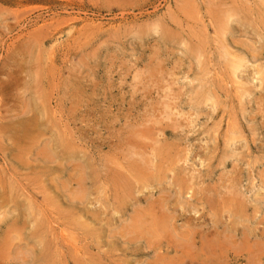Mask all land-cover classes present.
Returning a JSON list of instances; mask_svg holds the SVG:
<instances>
[{"label":"rangeland","instance_id":"obj_1","mask_svg":"<svg viewBox=\"0 0 264 264\" xmlns=\"http://www.w3.org/2000/svg\"><path fill=\"white\" fill-rule=\"evenodd\" d=\"M263 66L264 0H0V264H264Z\"/></svg>","mask_w":264,"mask_h":264},{"label":"bare ground","instance_id":"obj_2","mask_svg":"<svg viewBox=\"0 0 264 264\" xmlns=\"http://www.w3.org/2000/svg\"><path fill=\"white\" fill-rule=\"evenodd\" d=\"M247 1H248V0H247ZM254 6H255V5H254ZM224 14H225V13H224ZM226 16H227V15H226ZM239 17H240V13H239ZM234 18H235V17H234ZM224 22L226 23V21H224ZM222 25H223V24H222ZM224 26H225V24H224ZM224 26H223V27H224ZM221 27H222V26H221ZM226 28H227V27H226ZM241 28H242V27H241ZM230 29H231V28H230ZM217 31H218V30H217ZM55 34H56V33H55ZM215 35H216V34H215ZM241 35H242V34H241ZM53 36H54V35H53ZM47 38H48V37H47ZM51 38H52V37H51ZM48 39H49V38H48ZM52 39H53V38H52ZM54 39H55V38H54ZM224 44H225V43H224ZM59 45H60V44H59ZM221 45H222V44H221ZM221 45H220V46H221ZM223 46H224V45H223ZM225 47H226V46H225ZM242 47H243V46H242ZM50 48H52V47H50ZM53 48H54V47H53ZM202 48H203V47H202ZM226 48H227V47H226ZM200 49H201V48H200ZM227 49H229V48H227ZM196 50H197V47H196ZM229 51H231V50H229ZM251 52H252V51H251ZM48 53H49V52H48ZM231 53H232V52H231ZM248 53H249V52H248ZM196 54L198 55L199 53H196ZM233 54H234V53H233ZM42 55H43V54H42ZM46 55H47V54H46ZM242 55H243V54H242ZM256 55H257V54H256ZM198 56H199V55H198ZM210 56H211V55H210ZM223 56H224V55H223ZM233 56H234V55H233ZM239 56H240V55H239ZM257 56H258V55H257ZM261 56H262V55H261ZM255 57H256V56H255ZM47 58H48V57H47ZM223 58H224V57H223ZM225 58H226V57H225ZM245 58H246V57H245ZM253 59L255 60L256 58L253 57ZM41 61H42V60H41ZM243 61H245V60H243ZM227 62L229 63V61H227ZM239 62H242V61H239ZM232 63H233V62H232ZM242 63H243V62H242ZM242 63H241V64H242ZM248 64H249V63H248ZM234 65H235V64H234ZM244 65H246V64H244ZM260 65H261V64H260ZM260 65H259V66H260ZM231 66H232V64H231ZM241 67H242V66H241ZM246 67H247V65H246ZM263 67H264V66H263ZM263 67H262V68H263ZM18 68H19V67H18ZM230 68H231V67H230ZM237 68H238V67H237ZM242 68H243V67H242ZM43 69H44V68H43ZM260 69H261V68H260ZM261 70H262V69H261ZM234 71H235V70H234ZM236 71H238V70H236ZM235 74H236V73H235ZM235 74H234V75H235ZM236 75H237V74H236ZM256 75H257V74H256ZM12 76H13V75H12ZM22 76H23V75H22ZM35 76H36V75H34V78H35ZM15 77H16V76H15ZM19 77H21V76H19ZM13 78H14V77H13ZM13 78H12V79H13ZM37 78H38V77H37ZM41 78H42V77H41ZM176 78H177V77H176ZM261 78H262V77H261ZM35 79H36V78H35ZM35 79H34V80H35ZM43 79H45V78L43 77ZM35 81H37V79H36ZM38 81H39V80H38ZM43 81H46V80H43ZM49 82H50V81H49ZM11 83H12V82H11ZM36 83H37V82H36ZM38 83H40V82H38ZM46 83H47V82H46ZM19 84H20V83H19ZM43 84H45V83L43 82ZM31 85H32V84H31ZM45 85H46V84H45ZM5 86H6V85H5ZM202 86H203V85H202ZM1 88H2V87H1ZM3 88H5V87H3ZM7 88H8V87H7ZM2 92H3V91H2ZM2 92H1V93H2ZM45 94H46V93H45ZM201 95H202V94H201ZM205 95L207 96V94H205ZM210 95H212V94L209 93V97H210ZM216 96H217V95H216ZM196 97H197V96H196ZM204 97H205V96H204ZM204 97H203V98H204ZM198 98H199V97H198ZM165 99H166V98H165ZM210 99H211V98H210ZM212 99H214V98H212ZM164 101H165V100H164ZM181 101H182V100H181ZM209 101H210V103H212L211 100H209ZM207 102H208V101H207ZM213 102H214V100H213ZM196 103H202V102L200 101V102H196ZM204 103H205V101H204ZM214 103H215V102H214ZM49 104H50V103H49ZM164 104H166V102H164ZM168 104H170V103H168ZM171 104L173 105V101H172ZM171 104H170V105H171ZM176 104H177V103H176ZM192 104H193V103H192ZM207 104H208V103H207ZM39 105H43V104H39ZM162 105H163V104H162ZM174 105H175V104H174ZM195 105H196V104H195ZM199 105H200V104H199ZM219 105H220V104H218V107H219ZM37 106H38V105H37ZM166 106H167V105H166ZM168 106H169V105H168ZM172 107H173V106H172ZM174 107H175V106H174ZM176 107H177V105H176ZM194 107H195V106H194ZM197 107H198V106L196 105V108H197ZM201 107H202V105H201ZM201 107H200V109H201ZM165 108H166V107H164V109H165ZM196 108L194 109L195 111H196ZM198 108H199V107H198ZM40 110H41V109H40ZM43 110H44V109H43ZM166 110H168V109H165V114L167 113L166 115L168 116L169 113L166 112ZM173 111H176V108H175ZM177 111H178V110H177ZM24 112H26V111H24ZM28 112H29V110H28ZM40 112H41V111H40ZM55 112H56V111H55ZM170 112H171V110H170ZM155 113H156V112H155ZM155 113H154V114H155ZM160 113H161V112H160ZM179 113H180V112H179ZM179 113H178V114H179ZM30 114H31V113H30ZM54 114H55V113H54ZM59 114H61V113H59ZM165 114H164V115H165ZM173 114H174V112H173ZM56 115H57V114H56ZM146 115H148V114H146ZM150 115H152V114H150ZM169 115H171V114H169ZM181 115H182V114H181ZM192 115H193V114H192ZM17 116H18V115H17ZM24 116H25V115H24ZM27 116H28V115H27ZM35 116H36V115H35ZM172 116H174V115H172ZM36 117H37V116H36ZM156 117H157V116H156ZM11 118H12V117H11ZM136 118H137V117H136ZM171 118H172V117H171ZM171 118H170V119L168 118L169 121L171 120ZM179 118L183 119L182 116L180 117V114H179ZM184 118H185V117H184ZM191 118H192V117H191ZM15 119H16V118H15ZM20 119H21V118H20ZM31 119H33V118H31ZM62 119H63V118H62ZM144 119H145V117H144ZM144 119H143V120H144ZM150 119H152V117H151ZM150 119H149V121H151ZM153 119H154V118H153ZM173 119H174V118H173ZM187 119H188V118H187ZM189 119H190V118H189ZM10 120H11V119H10ZM18 120H19V118H18ZM33 120H34V119H33ZM42 120H43V119H42ZM56 120H57V118H56ZM64 120L66 121L67 119H64ZM71 120H72V119H71ZM136 120H137V119H136ZM72 121H73V120H72ZM139 121H140V119H139ZM161 121H162V120H161ZM163 121H164V120H163ZM171 121H172V120H171ZM174 121H175V122H173V123L176 124L177 122H176L175 119H174ZM183 121H184V120H183ZM21 122H22V121H21ZM29 122H30V121H29ZM32 122H33V121H32ZM42 122H43V121H42ZM44 122H45V121H44ZM60 122H61V121H60ZM70 122H71V121H70ZM179 122H180V121H179ZM192 122H193V120H192ZM2 123H3V122H2ZM2 123H1V125H3ZM9 123H10V122H9ZM11 123H12V122H11ZM15 123H16V122H15ZM38 123H39V122H38ZM67 123H68V122H67ZM73 123H74V122H73ZM139 123H140V122H139ZM48 124H49V123H48ZM61 124H62V123H61ZM151 124H152V122L150 123V125H151ZM8 125H9V124H8ZM19 125H20V122H19ZM29 125H30V124H29ZM52 125H53V124H52ZM68 125H69V124H68ZM127 125H128V124H127ZM129 125H130V124H129ZM136 125H137V124H136ZM146 125H147V124H146ZM152 125H153V124H152ZM157 125H158V124H157ZM6 126H7V125H6ZM21 126H23V125H21ZM32 126H33V125H32ZM38 126H39V125H38ZM71 126H72V125H71ZM143 126H144V125H143ZM17 127H18V126H17ZM36 127H37V126H36ZM52 127H53V126H52ZM131 127H132V126H131ZM178 127H179V129L181 128L180 126H178ZM182 127H183V125H182ZM4 128H5V127H4ZM25 128H26V127H25ZM28 128H29V127H28ZM28 128H27V129H28ZM30 128H32V127H30ZM34 128H35V127H34ZM71 128H72V127H71ZM159 128H160V127H159ZM164 128H166V127L164 126ZM164 128H161V129L163 130ZM184 128H185V126H184ZM184 128H183V129H184ZM187 128H188V127H187ZM12 129H14V128H12ZM41 129H42V128H41ZM129 129H131V128H129ZM129 129H128V130H129ZM156 129H158V128L156 127ZM168 129H169V128H168ZM168 129H167V130H168ZM5 130H6V129H5ZM28 130H29V129H28ZM38 130H39V128H38ZM74 130H75V129H74ZM74 130H73V131H74ZM135 130H136V129H135ZM176 130H177V129H176ZM17 131H18V130H17ZM25 131H26V130H25ZM25 131H24V132H25ZM29 131H30V130H29ZM51 131L53 132L52 129H50V133H52ZM136 131H137V130H136ZM157 131L159 132V129H158ZM184 131H185V130H184ZM7 132H8V131H7ZM30 132H31V131H30ZM64 132H65V131H64ZM120 132H121V131H120ZM178 132H179V131H178ZM178 132H177V133H178ZM181 132H182V131H180L179 134H180ZM3 133H4V131L2 132V134H3ZM59 133H60V132H59ZM66 133H67V132H66ZM72 133H73V132H72ZM122 133H123V132H122ZM129 133H131V132H129ZM145 133H146V132H145ZM156 133H157V132H156ZM162 133H163V132H162ZM162 133H161V134H162ZM172 133H173V132H172ZM2 134H1V135H2ZM4 134H5V133H4ZM4 134H3V135H4ZM25 134H26V132H25ZM64 134H65V133H64ZM76 134H77V133H76ZM143 134H144V133H143ZM163 134H164V133H163ZM184 134H185V133H184ZM36 135H37V134H36ZM43 135H44V134H43ZM53 135H54V134H53ZM53 135H52V136H53ZM60 135H61V137H63L62 134H60ZM67 135H68V134H67ZM141 135H142V133H141ZM147 135H148V134H147ZM147 135H146V136H147ZM165 135H166V134H165ZM27 136H28V135H27ZM41 136H42V135H41ZM52 136H51V138H52ZM10 137H11V136H10ZM18 137H20V136H18ZM54 137H55V136H53V138H54ZM67 137H68V136H67ZM121 137H122V136H121ZM162 137H163V136H162ZM166 137H167V136H166ZM166 137H165V138H166ZM168 137H169V136H168ZM247 137L249 138V136H247ZM15 138H16V137H15ZM28 138H29V137H28ZM28 138H27V139H28ZM30 138H31V137H30ZM40 138H41V137H40ZM59 138H60V137H59ZM122 138H123V137H122ZM125 138H126V137H125ZM135 138H136V137H135ZM139 138H140V137H139ZM151 138H152V137H151ZM174 138H175V137H174ZM16 139H17V138H16ZM23 139H24V138H23ZM25 139H26V138H25ZM43 139H44V138H43ZM55 139H56V138H54V140H55ZM65 139H66V138H65ZM147 139H148V138H147ZM182 139H183V138H182ZM184 139H185V138H184ZM33 140H34V139H33ZM50 140H51V139L49 138L48 142H49ZM54 140H53V141H54ZM62 140H63V139L60 140L61 143H62ZM124 140H125V139H124ZM124 140H123V141H124ZM135 140H136V139H135ZM148 140H149V139H148ZM152 140H154V139H152ZM164 140H165V139H164ZM188 140H189V139H188ZM233 140H234V139H233ZM242 140H243V139H242ZM0 141H1V140H0ZM15 141H16V140H15ZM23 141L26 142L27 140H26V141L23 140ZM40 141H41V140H40ZM42 141H43V140H42ZM57 141L59 142V140H57ZM125 141H126V140H125ZM125 141H124V142H125ZM136 141H137V140H136ZM138 141H139V140H138ZM142 141H143V140H142ZM166 141H168V140L166 139ZM170 141H171V139H170ZM179 141H180V140H179ZM181 141H182V140H181ZM247 141H248V140H247ZM10 142H11V141H10ZM31 142H32V141H31ZM34 142H35V141H34ZM37 142H39V141H37ZM55 142H56V141H54V143H55ZM117 142H118V141H117ZM126 142H127V141H126ZM140 142H141V141H140ZM154 142H155V141H154ZM168 142H169V141H168ZM175 142H176V141H175ZM236 142H237V141H236ZM1 143H2V141H1ZM8 143H9V142H7V144H8ZM49 143H50V142H49ZM54 143H53V144H54ZM56 143H57V142H56ZM65 143H66V142H65ZM127 143H128V142H127ZM130 143H131V142H130ZM135 143H136V142H135ZM137 143H138V142H137ZM145 143H146V142H145ZM148 143H150V142H148ZM152 143H153V142H151V144H152ZM159 143H160V142H159ZM159 143H158V144H159ZM47 144H48V143H47ZM53 144H52V146H53ZM132 144H133V143H132ZM139 144H140V143H139ZM141 144H144V143H141ZM146 144H147V143H146ZM156 144H157V143H156ZM22 145H24V144H22ZM33 145H34V144H33ZM59 145H60V144H59ZM62 145L64 146V144H62ZM115 145H116V144H115ZM159 145L161 146V144H159ZM44 146H46V145H44ZM56 146H57V145H56ZM116 146H117V145H116ZM131 146H132V145H131ZM134 146H135V145H134ZM140 146H141V145H140ZM163 146H164V145H163ZM227 146H228V145H227ZM34 147H35V146H34ZM48 147H49V146H48ZM50 147H51V145H50ZM57 147H58V146H57ZM57 147H56V148H57ZM65 147H67V145H65ZM76 147H78V146H76ZM117 147H118V146H117ZM123 147H124V146H123ZM136 147H137V146H136ZM141 147H142V146H141ZM165 147H166V146H165ZM168 147H169V146H167V148H168ZM228 147H229V146H228ZM230 147H231V145H230ZM8 148H9V147H8ZM16 148H17V147H16ZM28 148H29V146H28ZM45 148H46V147H45ZM52 148H54V147H52ZM118 148H119V147H118ZM118 148H117V149H118ZM127 148H128V147H127ZM132 148H133V147H132ZM144 148H145V147H144ZM147 148H148V147H147ZM147 148H146V149H147ZM163 148H164V147H163ZM170 148H171V147H169V149H170ZM60 149H61V148H60ZM66 149H68V148H66ZM79 149H81V148L79 147ZM122 149H123V148H122ZM149 149H151V146H150ZM172 149H173V148H172ZM228 149H229V148H228ZM10 150H11V149H10ZM31 150H33V149H31ZM53 150H54V149H53ZM55 150H56V149H55ZM112 150H115V149H112ZM132 150H133V149H132ZM139 150H140V149H139ZM142 150H143V149H142ZM142 150H141V151H142ZM147 150H148V149H147ZM42 151H43V150H42ZM57 151H58V150H57ZM61 151H62V149H61ZM65 151H66V150H65ZM68 151H69V150H68ZM116 151H118V150H116ZM141 151H140V153H141ZM162 151H163V150H162ZM225 151H226V150H225ZM18 152H19V151H18ZM118 152H120V151H118ZM143 152H145V149L143 150ZM20 153H22V151H21ZM30 153H31V152H30ZM132 153H133V152H132ZM137 153H138V152H137ZM149 153H150V152H149ZM157 153H158V152H157ZM35 154H36V153H35ZM54 154H55V151H54ZM144 154H145V153H144ZM153 154H155V152H154ZM222 154H223V153H222ZM231 154H232V153H231ZM12 155H13V154H12ZM18 155H19V154H18ZM23 155H24V154H23ZM56 155H57V154H56ZM56 155H54V156H56ZM97 155H98V154H97ZM150 155H151V153H150ZM162 155H164V154H162ZM165 155H166V154H165ZM16 156H17V155H16ZM35 156H36V155H35ZM37 156H38V155H37ZM123 156H124V154H123ZM127 156H128V155H127ZM129 156H130V155H129ZM145 156H147V155H145ZM148 156H149V155H148ZM148 156H147V157H148ZM152 156H153V155H152ZM156 156H157V155H156ZM156 156H155V157H156ZM170 156L174 159V157H173L172 155H170ZM174 156H175V155H174ZM176 156H179V154L176 155ZM230 156H231V155H230ZM6 157H7V156H6ZM10 157H11V156H10ZM61 157H62V156H61ZM108 157H109V156H108ZM135 157H136V156H135ZM135 157H132L133 160L135 159ZM164 157H165V156H164ZM226 157H227V156H226ZM33 158H34V157H33ZM46 158H48V157H46ZM138 158H139V156H138ZM151 158H152V157H151ZM165 158H166V157H165ZM228 158H229V157H228ZM228 158H227V159H228ZM14 159H15V158H14ZM34 159H35V158H34ZM36 159H37V158H36ZM40 159H41V158H40ZM40 159H39V160H40ZM102 159H103V158H102ZM110 159H111V158L109 157V160H110ZM129 159H130V158H129ZM147 159H148V158H147ZM152 159H153V158H152ZM166 159H168V158H166ZM173 159H172V160H173ZM220 159H221V158H220ZM233 159H234V158H233ZM15 160H16V159H15ZM47 160L49 161V159H47ZM51 160H54V159L52 158ZM69 160H70V159H69ZM139 160H140V158H139ZM159 160H160V158H159ZM168 160H171V158L168 159ZM238 160H239V159H238ZM245 160H246V159H245ZM27 161H28V160H27ZM43 161H44V160H43ZM70 161H71V160H70ZM70 161H69V162H70ZM104 161H105V159H104ZM134 161H136V160H134ZM147 161H148V160H147ZM174 161H175V159H174ZM177 161H180V160L177 159ZM246 161H247V160H246ZM11 162H12V161H11ZM29 162H30V161H29ZM50 162H51V161H50ZM60 162H61V161H60ZM60 162H59V163H60ZM71 162H72V161H71ZM71 162H70V163H71ZM73 162H74V161H73ZM97 162H98V161H97ZM142 162H143V161H142ZM144 162H145V161H144ZM151 162H152V160H151ZM160 162H161V160H160ZM167 162H168V161H167ZM169 162H170V161H169ZM61 163H62V162H61ZM61 163H60V164H61ZM105 163H106V161H105ZM113 163H115V162H113ZM147 163H148V162H147ZM172 163H173V162H172ZM220 163H221V162H220ZM224 163H225V162H224ZM238 163H239V162H238ZM44 164H46V163H44ZM51 164H52V163H51ZM67 164H68V163H67ZM67 164H66V165H67ZM73 164H74V163H73ZM99 164H100V163H99ZM102 164H103V163H102ZM102 164H101V165H102ZM108 164H110V163H108ZM111 164H112V163H111ZM115 164H116V163H115ZM150 164H152V163H150ZM163 164H165V163H163ZM167 164H168V163H167ZM167 164H166V166H167ZM169 164L171 165V162H170ZM169 164H168V165H169ZM176 164H178V163L176 162ZM55 165H56V164H55ZM70 165H71V164H70ZM104 165H106V164H104ZM104 165H103V168H104ZM125 165H126V164H125ZM135 165H136V164H135ZM142 165H143V164H142ZM152 165H153V164H152ZM184 165H185V164H184ZM184 165H182V167H183ZM225 165H226V164H224V166H225ZM235 165H236V164H235ZM63 166H64V165H63ZM96 166H97V165H96ZM106 166L109 167L108 165H106ZM144 166H145V165H144ZM144 166H142V167H144ZM146 166H147V165H146ZM156 166L159 167L158 165H156ZM218 166H219V165H218ZM220 166H221V165H220ZM220 166H219V167H220ZM35 167H36V166H35ZM35 167H34V168H35ZM41 167H42V166H41ZM41 167H40V168H41ZM77 167H78V166H77ZM80 167H81V166H80ZM100 167H101V166H100ZM131 167H132V165H131ZM136 167H137V165H136ZM149 167H150V165H149ZM151 167H152V166H151ZM169 167H170V166H169ZM213 167H214V165H213ZM213 167H212V168H213ZM225 167H227V165H226ZM225 167H224V168H225ZM30 168H31V167H30ZM40 168H39V169H40ZM63 168H64V167H63ZM103 168H102V169H103ZM147 168H148V167H147ZM154 168H155V167H154ZM154 168L152 167L151 169L155 170ZM160 168H161V167H160ZM160 168H159V169H160ZM175 168L179 169L180 166L178 167V165H177V167H174V169H175ZM32 169H33V168H32ZM32 169H31V170H32ZM36 169H37V168H36ZM44 169H45V168H44ZM67 169H68V168H67ZM79 169H80V168H79ZM108 169H109V168H108ZM128 169H129V168H128ZM128 169H127V171H128ZM143 169H145V168H143ZM143 169H141V168H139V167H138V168H134V169H133L134 171L131 170V169H129L128 172H129V174H130V175H129L130 178L127 177V180H124V179H123V180H119L120 182H119L118 184H120V186H121V189H120V190L122 191V196H123V198H125L126 196H131V197H132V194H134L135 189L137 190L136 186H137L139 183H140V184H143V183L145 182L146 179H145L143 176L146 174L147 169H145V170H143ZM159 169H156V170H159ZM163 169H164V168H163ZM167 169H168V168H167ZM172 169H173V168H172ZM172 169H171V172H172ZM174 169H173V172H174ZM183 169H184V167H183ZM214 169H215V168H213V170H214ZM27 170H28V169H27ZM64 170H66V169H64ZM99 170H100V169H99ZM110 170H111V169H110ZM130 170H131V171H130ZM148 170H149V169H148ZM165 170H166V169H165ZM165 170H164V171H165ZM186 170H188V169H186ZM186 170H184V171H186ZM28 171H29V170H28ZM43 171H44V170H43ZM47 171H48V170H47ZM67 171H68V170H67ZM169 171H170V170H169ZM180 171H181V170H180ZM184 171H183V172H184ZM215 171H216V170H215ZM231 171L233 172L234 170H231ZM231 171H229V172H231ZM9 172H10V171H9ZM104 172H105V171H104ZM106 172H107V171H106ZM108 172H110V171H108ZM121 172H124V171L122 170ZM149 172H150V171H149ZM149 172H147V173H149ZM166 172H167V171H166ZM178 172H179V171L177 170V176H179V175H178ZM188 172H189V170H188ZM237 172H238V171H237ZM240 172H241V171H240ZM78 173H79V172H78ZM80 173H81V172H80ZM80 173H79V174H80ZM85 173H86V172H85ZM119 173H120V172H119ZM125 173H126V172H125ZM151 173H152V172H151ZM157 173H158V172H157ZM161 173H162V172H160L159 175H160ZM164 173H165V172H164ZM169 173H170V172H169ZM175 173H176V172H175ZM179 173H180V172H179ZM190 173H191V172H190ZM190 173H189V174H190ZM107 174H109V173H107ZM121 174H122V173H121ZM149 174H150V173H149ZM191 174H193V173H191ZM209 174H210V173H209ZM0 175H1V173H0ZM2 175H3V174H2ZM6 175H8V174H6ZM114 175H115V174H114ZM118 175H120V174H118ZM122 175H123V174H122ZM122 175H121V176H122ZM150 175H152V174H150ZM156 175H157V174H156ZM162 175H163V174H162ZM162 175H161V176H162ZM181 175L183 176V174H181ZM187 175H188V174H187ZM232 175H234V173H233ZM243 175H244V174H243ZM24 176H25V178H26V175H24ZM35 176H36V175H35ZM47 176H48V175H47ZM80 176H81V174H80ZM99 176H100V174H99ZM124 176H125V174L123 175V177H124ZM126 176H127V175H126ZM145 176H146V175H145ZM154 176H155V175H154ZM164 176H165V175H164ZM166 176H168V175L166 174ZM184 176H185V175H184ZM184 176H183V178H184ZM189 176H190V175H189ZM189 176H188V177H189ZM194 176H195V175H194ZM210 176H211V174H210ZM238 176H240V175H238ZM238 176H237V177H238ZM2 177H3V176H2ZM10 177H12V176H10ZM48 177H49V176H48ZM86 177H87V175L85 176V178H86ZM102 177H103V176H102ZM113 177H114V176H113ZM117 177H118V176H117ZM162 177H163V176H162ZM174 177H175V176H174ZM174 177H173V178H174ZM179 177H181V176H179ZM188 177L186 176V179H187ZM224 177H225V176H224ZM234 177H235V176H234ZM258 177H259V176H258ZM3 178H4V177H3ZM3 178H2V179H3ZM25 178H24V179H25ZM27 178H30L29 175L27 176ZM71 178H72V177H71ZM82 178H83V177H82ZM87 178H88V177H87ZM93 178H95V177H93ZM106 178H107V177H106ZM119 178H120V177H119ZM124 178H125V177H124ZM128 178H129V179H128ZM149 178H150V177H149ZM157 178H159V177H157ZM231 178H232V177H231ZM263 178H264V177H263ZM7 179H8V177H7ZM15 179H16V178H15ZM15 179H14L13 181H16ZM34 179H36V178L34 177ZM89 179H92V178H89ZM97 179H99V178H97ZM112 179H113V178H112ZM114 179H115V178H114ZM120 179H121V178H120ZM144 179H145V180H144ZM179 179H180V178H179ZM18 180H19V178H18ZM26 180H27V179H26ZM72 180H73V183H74V179H72ZM92 180H93V179H92ZM95 180H96V179H95ZM116 180H117V179H116ZM148 180H149V179H148ZM152 180H153V179H152ZM188 180L192 181L191 179H188ZM193 180H194V179H193ZM237 180H238V179H237ZM249 180H250V179H249ZM3 181H4V180H3ZM9 181H10V180H9ZM20 181H21V179H20ZM39 181H40V180H39ZM39 181H38V182H39ZM101 181H102V180H101ZM159 181H161V180H159ZM172 181H173V180H172ZM190 181H189V182H190ZM1 182H2V181H1ZM6 182H7V181H6ZM17 182H18V181H17ZM21 182H22V181H21ZM42 182H43V180H42ZM78 182H79V181H78ZM87 182H89V181H87ZM99 182H100V181H99ZM109 182H110V181H109ZM146 182H147V181H146ZM146 182H145V183H146ZM149 182H150V181H148V183H149ZM154 182H156V181L154 180ZM194 182H195V181H194ZM228 182H229V181H228ZM231 182H232V181H231ZM241 182H244V181L242 180ZM241 182H240V187H241ZM2 183H3V182H2ZM7 183H8V182H7ZM10 183H11V181H10ZM50 183H51V182H50ZM52 183H53V182H52ZM52 183H51V184H52ZM63 183H64V182H63ZM89 183H90V182H89ZM148 183H147V184H148ZM174 183H175V182H174ZM222 183H223V182H222ZM238 183H239V182H238ZM15 184H17V183L15 182ZM20 184H21V183H20ZM22 184H23V182H22ZM22 184H21V186H22ZM41 184H44V182L41 183ZM93 184H95V183L93 182ZM101 184H103V183H101ZM114 184H115V183H114ZM149 184L151 185V183H149ZM149 184H148V185H149ZM152 184H153V183H152ZM156 184H157V183H156ZM176 184H177V183H176ZM180 184H181V183H180ZM180 184H179V185H180ZM188 184H189V183H188ZM190 184H191V183H190ZM193 184H194V183H193ZM193 184H191V185H193ZM224 184H225V182H224ZM224 184H223V185H224ZM247 184H250V183H247ZM60 185H61V184H60ZM153 185H155V184H153ZM160 185H161V183H160ZM184 185H185V184H184ZM184 185H183V186H184ZM221 185H222V184H221ZM229 185H231V183H230ZM235 185H236V184L234 183V187H235ZM6 186H7V185H6ZM10 186H11V184H10ZM19 186H20V185H19ZM21 186H20V187H21ZM23 186H24V185H23ZM55 186H56V185H55ZM65 186H66V185H65ZM67 186H68V185H67ZM92 186H93V185H92ZM116 186H117V185H116ZM120 186H119V187H120ZM141 186H142V185H141ZM143 186H144V185H143ZM151 186H152V185H151ZM151 186H150V187H151ZM155 186H156V185H155ZM183 186H182V187H183ZM216 186H217V185H216ZM216 186H214V187L216 188ZM236 186H237V185H236ZM3 187H5V186H3ZM11 187H12V186H11ZM16 187H17V186H16ZM156 187H157V186H156ZM178 187H179V186H178ZM219 187H220V185H219ZM224 187H225V186H224ZM226 187H227V186H226ZM232 187H233V186H232ZM40 188L44 189L45 187H42V185H41ZM99 188H100V187H99ZM148 188H149V186H148ZM151 188H152V187H151ZM153 188H154V187H153ZM241 188H242V187H241ZM247 188H248V187H247ZM0 189H1V188H0ZM7 189H8V188H7ZM20 189H21V188H20ZM23 189H25V188H23ZM23 189H22V190H23ZM55 189H56V188H55ZM116 189H117V188H116ZM118 189H119V188H118ZM154 189H155V188H154ZM154 189H153V190H154ZM208 189H210V188H208ZM228 189H229V188H228ZM228 189H226V190H228ZM244 189H245V188H244ZM13 190H14V189H13ZM56 190H57V189H56ZM105 190H106V188H105ZM142 190H143V189H142ZM177 190H178V189H177ZM210 190H211V189H210ZM219 190L222 191L223 189L221 190V188H220ZM247 190H248V189H247ZM247 190L245 189V191H247ZM250 190H251V189H249V191H250ZM10 191H11V193L9 192V190H8L7 192H9V194H12V188L10 189ZM37 191H38V189H37ZM45 191H46V189H45ZM45 191H44V192H45ZM61 191H62V190H61ZM89 191H90V190H89ZM111 191H112V190H111ZM179 191H180V190H179ZM181 191H182V190H181ZM190 191H191V190H190ZM190 191H189V192H190ZM207 191H208V193H209V190H207ZM211 191L213 192V190H211ZM211 191H210V192H211ZM228 191H229V190H228ZM231 191H232V190H231ZM7 192L5 193L6 195H8ZM20 192H21V191H20ZM20 192H19V194H18V192H17V194H18V195H21V194L23 193V192H22V193H20ZM104 192H105V191H104ZM118 192H119V191H118ZM139 192H142V191H139ZM232 192H233V191H232ZM0 193H1V192H0ZM26 193H27V192H26ZM28 193H29V192H28ZM38 193H40V192H38ZM108 193L110 194L111 192H108ZM112 193H113V192H112ZM112 193H111V194H112ZM120 193H121V192H120ZM181 193H182V192H181ZM201 193H202V192H201ZM215 193H216V192L214 191V194H215ZM225 193H226V194H225ZM225 193H223V194H225V196H226V195H227V191H226ZM245 193H246V192H245ZM2 194L4 195V193H2ZM15 194H16V193H15ZM23 194H25V193H23ZM137 194H138V192H137ZM190 194H191V193H190ZM204 194H205V193H204ZM210 194H211V193H210ZM18 195H16V196H18ZM50 195H52V193H51ZM73 195H74V197H77V196H75V194H73ZM82 195H85V194L82 193ZM119 195H120V194H119ZM119 195H117V196H119ZM199 195H200V194H199ZM240 195H241V194H240ZM12 196H13V194L11 195V198H12ZM14 196H15V195H14ZM28 196H29V195H28ZM46 196H47V195H46ZM104 196H105V195H104ZM109 196H110V195H109ZM109 196H108V197H109ZM112 196H114V194H112ZM117 196H115V197L117 198ZM120 196H121V195H120ZM135 196H136V195H135ZM181 196H182V194H181ZM200 196H201V195H200ZM202 196H203V195H202ZM223 196H224V195H223ZM223 196H221L222 198H221V197H220V198L223 199ZM243 196H244V195H243ZM23 197H24V196H23ZM29 197H30V196H29ZM48 197H50V196H48ZM207 197H208V196H207ZM226 197H227V196H226ZM226 197H224V198H226ZM228 197H229V195H228ZM240 197H241V196H240ZM13 198H14V197H13ZM52 198H53V197H52ZM54 198H56V197H54ZM128 198H129V197H128ZM134 198H135V197H134ZM178 198H179V197H178ZM210 198H211V197H210ZM210 198H209V200H210ZM236 198H238V197H236ZM236 198H234L233 200H235ZM241 198H242V197H241ZM246 198H248V197H246ZM246 198H245L244 200H246ZM48 199H49V198H48ZM75 199H76V198H75ZM78 199H79V198H78ZM78 199H77V201L80 200V199H79V200H78ZM106 199H107V198H106ZM111 199H112V198H111ZM136 199H137V198H136ZM161 199H162V198H161ZM161 199H160V200H161ZM108 200L110 201V199H108ZM115 200H117V199H115ZM160 200H158V201H160ZM223 200H224V199H223ZM223 200H222V202H223ZM238 200H239V199H238ZM72 201H73V200H72ZM83 201H85V199H82V202H83ZM118 201H120V200H117V202H118ZM146 201H147V200H146ZM151 201H152V200H151ZM158 201H157V202H158ZM161 201H162V200H161ZM163 201L165 202V200H163ZM163 201H162V202H163ZM177 201H178V200H177ZM204 201H206V199H204ZM241 201H242V200L240 199V203H238V202L236 201V202H234V204L230 202V203H224L223 205H224V207H225V204H226L227 207H229L230 209H232L236 204H237L236 207H237L238 205L242 206V205L245 204V201H243L244 204L241 203ZM260 201H261V200H260ZM262 201H263V199H262ZM54 202H55V201H54ZM80 202H81V201H80ZM112 202H113L112 205H113L114 203H116L115 201H112ZM136 202H138V200H137ZM152 202H153V201H152ZM155 202H156V201H155ZM162 202H161V203H162ZM215 202H216V201H215ZM246 202H247V201H246ZM30 203H31V202H30ZM128 203H129V202H128ZM139 203H140V201L138 202V204H139ZM0 204H1V203H0ZM15 204H16V205H15ZM15 204H14V206L17 207L18 203H15ZM77 204H79V202H78ZM109 204H111V203H109ZM109 204H108V205H109ZM118 204H119V202H118ZM123 204H124V202H122V205H123ZM136 204H137V203H136ZM145 204H146V203H145ZM156 204H157V203H156ZM156 204H154V205H156ZM162 204H164V203H162ZM218 204H219V202H218ZM218 204H217V205H218ZM220 204H221V202H220ZM261 204H262V202H261ZM72 205H73V204H72ZM79 205H80V204H79ZM112 205H111V206H112ZM120 205H121V204H120ZM122 205H121V206H122ZM126 205H127V203H126ZM148 205H151V204H148ZM176 205H177V204H176ZM187 205H188V204H187ZM81 206H82V205H81ZM111 206H110V207H111ZM115 206H117V205H115ZM156 206H157V205H156ZM158 206H159V204H158ZM158 206H157V207H158ZM203 206H204V205H203ZM218 206H219V205H218ZM218 206H217V207H218ZM3 207H5V206H3ZM73 207H74V206H73ZM75 207H77V206H75ZM118 207H119V206H118ZM124 207H125V206H124ZM124 207H123V208H124ZM127 207H128V206H127ZM145 207L149 208V207L147 206V204H146ZM168 207H169V206H168ZM178 207L180 208L181 206H178ZM200 207H201V206H200ZM207 207H208V206H207ZM248 207H249V206H247V208H248ZM0 208H1V207H0ZM19 208H20V207H19ZM19 208H18V210H19ZM113 208H114V206H113ZM147 208H146V209H147ZM153 208H154V206H153ZM158 208H159V207H158ZM182 208H184V207H182ZM182 208H181V209H182ZM195 208H196V207H195ZM213 208H214V207H213ZM247 208L245 207L244 209L247 210ZM260 208H261V207H260ZM262 208H264V207H262ZM72 209H73V208H72ZM114 209H115V208H114ZM167 209H169V208H167ZM230 209H229V210H230ZM237 209H238L237 212H242V211H243V208H241V207H237ZM76 210H77V209H76ZM152 210H153L152 208H151V210L149 209V212L152 211ZM157 210H158V209H157ZM182 210H183V209H182ZM192 210H193V209H192ZM201 210H205V209L201 208ZM233 210H234V209H233ZM245 210H244V211H245ZM6 211H9V210H6ZM117 211H118V210H117ZM140 211H141V210H140ZM164 211H165V210H164ZM168 211H169V210H168ZM205 211H206V210H205ZM213 211H214V210H213ZM235 211H236V210H235ZM260 211H261V210H260ZM30 212H31V211H30ZM152 212H153V211H152ZM161 212H162V211H161ZM161 212H160V213H161ZM215 212H216V211H215ZM226 212H228V211H225V213H226ZM230 212H231V211H229V213H230ZM9 213H10V212H9ZM114 213H115V211H114ZM138 213H140V212H138ZM142 213H143V212H142ZM157 213H158V212H157ZM193 213H194V212H193ZM213 213H214V212H213ZM115 214L117 215V212H116ZM118 214H120V213H118ZM147 214H148V213H147ZM169 214H170V213H169ZM174 214H175V213H174ZM186 214H187V213H186ZM195 214H196V213H195ZM195 214H194V215H195ZM220 214H221V213H220ZM243 214H244V212H243ZM243 214H242V215H243ZM18 215H19V213H18ZM21 215H22V214H20V216H21ZM134 215H135V211H134ZM139 215H140V214H138V216H139ZM145 215H146V214H145ZM156 215H157V214H156ZM160 215H161V214H160ZM160 215H159V217H160ZM196 215H197V214H196ZM199 215H200V214H199ZM202 215H203V214H202ZM202 215H200V216H202ZM204 215H207V214L204 213ZM217 215H218V214H217ZM217 215H216V217H217ZM232 215H233V214H232ZM238 215H239V214H238ZM31 216H32V215H31ZM132 216H133V215H132ZM148 216H149V214H148ZM200 216H199V218H200ZM208 216H209V215H208ZM219 216H220V215H219ZM228 216H229V215H228ZM235 216H236V215H235ZM248 216H249V215H248ZM1 217H2V216H1ZM32 217H33V216H32ZM79 217H80V216H79ZM133 217H134V216H133ZM135 217H136V216H135ZM204 217L206 218V216H204ZM204 217H203V218H204ZM212 217H213V216H212ZM221 217H223V216L221 215ZM230 217H231V216H230ZM232 217H233V216H232ZM237 217H238V216H237ZM18 218H19V216H18ZM20 218H22V216H21ZM192 218H193V217H192ZM196 218H197V217H196ZM201 218H202V217H201ZM238 218H239V217H238ZM246 218H248V217H246ZM263 218H264V217H263ZM26 219H27V218H26ZM29 219H30V218H29ZM72 219H73V218H72ZM114 219H116V218H114ZM147 219H148V217H147ZM223 219H224V218H223ZM250 219H251V217H250ZM16 220H17V218H16ZM135 220H137V219H135ZM135 220L133 219V222H134ZM189 220H190V218H189ZM189 220L186 219V221H189ZM205 220H206V219H205ZM214 220H216V219H214ZM238 220H239V219H238ZM245 220H246V219H245ZM81 221H82V220H81ZM142 221H144V220H142ZM142 221H141V222H142ZM177 221H178V220H177ZM206 221H207V220H206ZM206 221H205V222H206ZM217 221H218V220H217ZM227 221H229V220H227ZM250 221H251V220H250ZM28 222H30V221H28ZM110 222H111V221H110ZM170 222H171V221H170ZM190 222H191V220H190ZM198 222H199V221H198ZM210 222H211V221H210ZM244 222H245V221H244ZM259 222H261V221L259 220ZM82 223H83V222H82ZM143 223H145V222H143ZM177 223H178V222H176V224H177ZM195 223H196V222H195ZM199 223H200V222H199ZM212 223H213V222H212ZM246 223H247V222H246ZM246 223H245V224H246ZM107 224H108V223H107ZM111 224H112V223H111ZM174 224H175V223H174ZM215 224H216V223H215ZM227 224H228V223H227ZM227 224H226V225H227ZM233 224H234V223H233ZM239 224H240V222H239ZM242 224H243V223H242ZM260 224H261V223H260ZM137 225H138V223H137ZM148 225H149V224H148ZM151 225H152V223H151ZM193 225H194V224H193ZM216 225H217V224H216ZM234 225H235V224H234ZM81 226H82V225H81ZM107 226H108V225H107ZM139 226H140V224H139ZM143 226H144V224L141 225V227H143ZM172 226H173V225H172ZM183 226H185V225L183 224ZM183 226H182V227H183ZM217 226H218V225H217ZM237 226H238V224H237ZM240 226H241V225H240ZM37 227H38V225H36V228H37ZM124 227H127V226H124ZM136 227H137V226H136ZM154 227H156V226L154 225ZM154 227H153V229H154ZM158 227H159V226H158ZM170 227H171V226H170ZM191 227H192V226H191ZM211 227H212V225H211ZM218 227H219V226H218ZM230 227H231V225H230ZM234 227H235V226H234ZM258 227H259V226H258ZM87 228H88V227H87ZM138 228H139V227H138ZM151 228H152V227H150V229H148V230H149V233L151 232V231H150ZM232 228H233V227H232ZM236 228H237V227H236ZM236 228H235V229H236ZM34 229H35V228H34ZM83 229H84V227H83ZM153 229H152V230H153ZM172 229L174 230V228H172ZM176 229H177V228H176ZM202 229H203V228H202ZM230 229H231V228H230ZM239 229H240V228H239ZM244 229H245V228H244ZM247 229H248V228H247ZM84 230H85V229H84ZM139 230H140V229H139ZM177 230H178V229H177ZM38 231H39V230H38ZM38 231H37V232H38ZM87 231H89V230H87ZM155 231H156V230H155ZM178 231H179V230H178ZM191 231H192V230H191ZM222 231H223V229H222ZM232 231H233V230H232ZM33 232H34V231H33ZM35 232H36V230H35ZM37 232H36V233H37ZM152 232H153V231H152ZM212 232H213V230H212ZM220 232H221V231H220ZM249 232H250V231H249ZM36 233H34V234H36ZM40 233H41V232H40ZM136 233H137V232H136ZM145 233H146V232H145ZM163 233H164V232H163ZM163 233H162V234H163ZM169 233H170V232H169ZM177 233H178V232H177ZM187 233H188V232H187ZM187 233L184 234V235L187 236ZM193 233H194V232H193ZM229 233H230V232H229ZM235 233H236V232H234V234H235ZM238 233H239V232H238ZM255 233H256V231H255ZM255 233H254V234H255ZM38 234H39V233H38ZM127 234H130V233L128 232ZM146 234H147V233H146ZM158 234H159V233H158ZM158 234H157V235H158ZM160 234H161V233H160ZM162 234H161V235H162ZM171 234H172V233H171ZM174 234H175V233H174ZM182 234H183V233H182ZM209 234H210V233H209ZM216 234H217V233H216ZM152 235H153V234H152ZM161 235H159V237H161ZM255 235H256V234H255ZM125 236H126V235H125ZM134 236L137 237L136 234H134ZM146 236H147V235H146ZM150 236H151V235H150ZM173 236H174V235H173ZM196 236H197V235H196ZM205 236H206V234H205ZM205 236H204V237H205ZM229 236H230V234H229ZM232 236H233V235H232ZM235 236H236V235H235ZM244 236H245V235H244ZM251 236H252V235H251ZM138 237H139V236H138ZM138 237H137V239H138ZM142 237H143V236H142ZM142 237L140 236V238H142ZM144 237H145V236H144ZM174 237H177V236L175 235ZM189 237H190V235H189ZM221 237H222V236H221ZM32 238H33V237H32ZM34 238H36V237H34ZM132 238H133V235H132ZM134 238H135V237H134ZM147 238H148V237H147ZM151 238H152V237H151ZM151 238H150V239H151ZM162 238H163V237H162ZM179 238H180V237H179ZM185 238H186V237H185ZM238 238H239V237H238ZM248 238H249V237H248ZM142 239H143V238H142ZM154 239H155V238H154ZM171 239H172V238H171ZM244 239L246 240V238H244ZM258 239H259V238H258ZM37 240H38V239H37ZM132 240H133V239H132ZM161 240H162V239H161ZM181 240H182V239H181ZM208 240H209V239H208ZM220 240H221V239H220ZM227 240L229 241V237H228ZM39 241H40V240H39ZM39 241H38V242H39ZM41 241H42V240H41ZM139 241H140V240H139ZM139 241H138V242H139ZM143 241H144V240H143ZM176 241H177V240H176ZM215 241H216V239H215ZM243 241H244V240H243ZM250 241H251V240H250ZM250 241H249V242H250ZM262 241H263V240H262ZM141 242H142V241H141ZM144 242H145V241H144ZM151 242H152V241H151ZM187 242H188V241H187ZM216 242H217V241H216ZM224 242H225V241H224ZM245 242L247 243L248 240L245 241ZM152 243H154V242H152ZM152 243H151V244H152ZM184 243H185V242H184ZM195 243H196V242H195ZM197 243H198V241H197ZM240 243H241V242H240ZM259 243H260V242H259ZM262 243H264V242H262ZM54 244H55V242H54ZM145 244H146V243H145ZM160 244H161V243H160ZM169 244H170V243H169ZM214 244H215V243H214ZM220 244H221V243H220ZM251 244H252V243H251ZM260 244H261V243H260ZM45 245H47V244H45ZM58 245H59V244H58ZM164 245H165V244H164ZM186 245H187V244H186ZM215 245H216V244H215ZM227 245H229V243H228ZM232 245H233V243H232ZM40 246H42V244H41V245L39 244V247H40ZM47 246H48V245H47ZM47 246H46V247H47ZM153 246H154V245H153ZM173 246H174V245H173ZM184 246H185V245H184ZM55 247H56V246H55ZM55 247H54V248H55ZM154 247H155V246H154ZM188 247H189V246H188ZM193 247H194V246H193ZM215 247H216V246H215ZM217 247H218V246H217ZM232 247H233V246H232ZM238 247H239V246H238ZM238 247H237V248H238ZM41 248H42V247H41ZM52 248H53V247H52ZM60 248H61V247H60ZM171 248H173V247H171ZM178 248H180V247H178ZM186 248H187V246H186ZM190 248H191V247H190ZM240 248H241V247H240ZM35 249H36V248H35ZM47 249H48V247H47ZM168 249H169V248H168ZM168 249H167V250H168ZM182 249H183V248H182ZM191 249H192V248H191ZM235 249H236V247H235ZM257 249H258V248H257ZM150 250H151V249H150ZM150 250H148V251H150ZM161 250H162V249H161ZM188 250H189V249H188ZM196 250H197V249H196ZM227 250H228V249H227ZM245 250H249V249H245ZM255 250H256V249H255ZM0 251H1V250H0ZM33 251L35 252V250H33ZM43 251H45V250H43ZM50 251H51V250H50ZM152 251H153V250H152ZM162 251H163V250H162ZM174 251H175V250H174ZM182 251H183V250H182ZM182 251H181V252H182ZM228 251H229V250H228ZM45 252H46V251H45ZM48 252H49V251H48ZM61 252H62V251H61ZM77 252H78V250H77ZM169 252H170V251H169ZM172 252H173V251H172ZM188 252H189V251H188ZM195 252H196V251H195ZM224 252H225V251H224ZM226 252H227V251H226ZM231 252H232V251H231ZM49 253H50V252H49ZM244 253H245V252H244ZM259 253H260V252H259ZM45 254H46V253H45ZM50 254H51V253H50ZM62 254H63V253H62ZM143 254H144V253H143ZM169 254H170V253H169ZM208 254H209V253H208ZM232 254H233V252H232ZM248 254H249V253H248ZM257 254H258V253H256V255H257ZM111 255H112V254H111ZM199 255H200V254H199ZM227 255H228V254H227ZM256 255H255V257H257ZM54 256H55V255H54ZM145 256H146V255H145ZM150 256H151V255H150ZM179 256H180V255H179ZM220 256H221V255H220ZM220 256H219V257H220ZM228 256H229V255H228ZM239 256H240V255H239ZM261 256H263V255H261ZM79 257H80V256H79ZM174 257H176V256H174ZM226 257H227V256H226ZM241 257H242V254H241ZM196 258H198V257L196 256ZM205 258H206V257H205ZM209 258H210V257H209ZM258 258H259V257H258ZM54 259H56V258H54ZM167 259H168V258H167ZM180 259H181V258H180ZM186 259H188V258H186ZM81 260H82V259H81ZM155 260H156V259H155ZM177 260H178V259H177ZM182 260H183V259H182ZM211 260H212V259H211ZM213 260H214V259H213ZM215 260H216V259H215ZM221 260H222V259H221ZM244 260H245V259H244ZM38 261H39V260H38ZM67 261H68V260H67ZM101 261H102V260H101ZM209 261H210V260H209ZM256 261H257V259H256ZM90 262H91V261H90ZM174 262H175V261H174ZM261 262H262V261H261ZM72 263H73V262H72ZM176 263H177V262H175V264H176ZM213 263H214V262H213ZM215 263H216V262H215ZM250 263H251V262H250ZM41 264H42V263H41ZM43 264H44V262H43ZM66 264H67V263H66ZM145 264H146V263H145ZM183 264H184V263H183ZM228 264H229V263H228ZM257 264H258V263H257Z\"/></svg>","mask_w":264,"mask_h":264}]
</instances>
